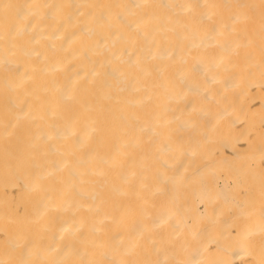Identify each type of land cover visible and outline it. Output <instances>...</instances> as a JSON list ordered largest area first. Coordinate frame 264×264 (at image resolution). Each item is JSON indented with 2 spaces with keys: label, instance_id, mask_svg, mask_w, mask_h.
<instances>
[{
  "label": "bare ground",
  "instance_id": "bare-ground-1",
  "mask_svg": "<svg viewBox=\"0 0 264 264\" xmlns=\"http://www.w3.org/2000/svg\"><path fill=\"white\" fill-rule=\"evenodd\" d=\"M251 176L264 0H0V264H264Z\"/></svg>",
  "mask_w": 264,
  "mask_h": 264
},
{
  "label": "rangeland",
  "instance_id": "rangeland-1",
  "mask_svg": "<svg viewBox=\"0 0 264 264\" xmlns=\"http://www.w3.org/2000/svg\"><path fill=\"white\" fill-rule=\"evenodd\" d=\"M224 158L221 160L223 163L224 167H227V164L229 162L228 158H226L223 154H221ZM228 168V167H227ZM217 177V178H216ZM211 181L214 183V181H216L217 183V187H218V193L219 195H221L224 199L226 200H230L231 196L229 193V189L227 187V185L223 184L218 176L215 174L212 175L211 177ZM238 187L240 190L242 189H247L248 188V192L243 193V198L242 201L244 202V204L246 205L247 203V208H249L252 211H256L257 208L259 206H261L264 202V195L262 192H258L261 188L264 189V182H262V180H260L258 177H254L251 176L248 178V180L246 179L244 182H239L237 183ZM256 188H258L256 190ZM200 205V208L202 209L203 206L201 205L200 202H197ZM243 208V207H242ZM242 208H240L237 213L235 214H230L228 217L224 218L223 220H220L221 216H217L216 215L212 218L213 220L215 219V221H213L214 223L212 224V226L210 228H208L210 230V232L212 233L213 236H215L217 238L218 241L226 243L228 242V235L230 234V232L232 231V228L237 224V222L239 221V217L241 215V211ZM200 216H202V214H199ZM204 231V230H203ZM197 232V230H195V233ZM205 232V231H204ZM260 238H258L257 240L253 241V242H249L247 245L250 249L253 250L254 252V259H252L249 263L251 264H260V259L261 256L258 255L259 249L262 246V243L259 242ZM216 260L213 259V262H215Z\"/></svg>",
  "mask_w": 264,
  "mask_h": 264
}]
</instances>
